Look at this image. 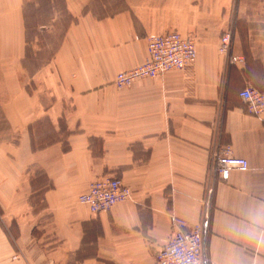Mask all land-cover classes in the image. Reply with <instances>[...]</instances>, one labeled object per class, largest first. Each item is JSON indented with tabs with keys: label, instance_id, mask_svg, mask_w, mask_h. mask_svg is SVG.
<instances>
[{
	"label": "crops",
	"instance_id": "0c3cea01",
	"mask_svg": "<svg viewBox=\"0 0 264 264\" xmlns=\"http://www.w3.org/2000/svg\"><path fill=\"white\" fill-rule=\"evenodd\" d=\"M31 1L0 0L1 221L18 227L0 226V264H158L173 218L193 227L207 210L211 262L264 264V112L239 96L264 94V0H106L100 11L99 0H63L73 21L29 90ZM170 31L195 40L193 66L117 89L116 75L147 59V37ZM227 33L235 62L218 51ZM43 120L58 138L39 148ZM226 149L249 170L221 179L213 157ZM32 168L46 177L41 212ZM104 176L133 198L93 214L78 199ZM42 212L50 234H34Z\"/></svg>",
	"mask_w": 264,
	"mask_h": 264
},
{
	"label": "built area",
	"instance_id": "2783aa9c",
	"mask_svg": "<svg viewBox=\"0 0 264 264\" xmlns=\"http://www.w3.org/2000/svg\"><path fill=\"white\" fill-rule=\"evenodd\" d=\"M225 41L228 42L226 39ZM148 59L141 65L116 77L119 82L122 77L134 73L137 78H158L173 70H183L193 64L197 56L195 41L179 33L152 35L148 39ZM138 75V76H137ZM240 97L253 114L264 111V94L252 87L244 89ZM215 169L223 179H228L231 170L246 171L248 161L230 156L229 149L221 155H215ZM132 193L122 180L116 178H101L92 184V192L82 196L94 214L110 210L116 203H122L131 198ZM207 208V204H206ZM208 209V208H207ZM209 212L204 215V222L193 227H186L182 220L173 218L177 230L169 242L160 248L155 259L158 264H215L205 255L207 223Z\"/></svg>",
	"mask_w": 264,
	"mask_h": 264
},
{
	"label": "rangeland",
	"instance_id": "374dc122",
	"mask_svg": "<svg viewBox=\"0 0 264 264\" xmlns=\"http://www.w3.org/2000/svg\"><path fill=\"white\" fill-rule=\"evenodd\" d=\"M104 2L106 3L107 1L99 0L98 7H97L99 11L101 10L100 8L104 4ZM115 2H117V0H115ZM116 5L117 3H115V6ZM107 7L109 8L110 11H112V8H113L112 6L108 5ZM72 21H73V17L65 10L63 0H33L31 2H27V5H26L27 52H26V58L24 62V68H23L21 79H22V82L27 86L29 90L36 89L37 86H42V83H39L40 81L39 78L37 79V81L31 80L38 72L45 73L46 71L52 70L51 66H52L53 58L61 43V40L64 36V33L67 27L72 23ZM171 32L179 33L177 31H170L166 33H171ZM166 33H163V34H166ZM152 35H162V34H152ZM150 36L147 37V42ZM225 39L229 41L228 44L225 41ZM232 43H233L232 34H228V33L225 34L220 40L218 51L221 55L229 58L231 62H235L238 60V58L235 57L232 53V49H233ZM195 45H196V42H195ZM196 53L198 56L197 45H196ZM148 57H149V51H148ZM186 69L187 68L183 70H186ZM129 70H126V71H129ZM183 70H175V71H183ZM116 77L114 79L113 84L119 90L129 89L133 87L137 82L148 79V78H137L134 73L129 74L125 77H122L119 82L115 81ZM35 82H37V84ZM36 130L39 133L37 135V139L35 142L36 147H39V148L43 147L47 143H50V141H54L58 138L56 134L51 133L52 131L50 129V124L47 120H43L41 123H39L38 126L36 127ZM40 133H42L43 137L41 136ZM64 134L65 133H63L62 135ZM221 154H223V152H218V153L216 152L214 156L221 155ZM31 174L36 176V178L39 181L38 183L42 185L46 184L45 179H40V176L43 175V173L39 169L32 168ZM103 178L119 179L117 177H110V176H104ZM95 181H93L89 185L87 192H85L83 195L79 197L78 202L80 204L87 206L86 204L82 203V198H83L82 196H86L92 192V184ZM129 189L131 190L132 196L125 202L131 201L133 198V191L130 187ZM42 200H43V196L39 191L36 193L35 198L31 200V206L33 207L34 205V207L32 208L34 211H38V212L42 211L41 209H43V206H44ZM125 202H122V203H125ZM117 204H120V203H116L115 205ZM2 213L3 212L0 208V226L1 227L4 226L8 234H18V227L16 224H14L13 221L4 219L3 222L5 223H2L1 221ZM102 213H105V212H102ZM50 232H51L50 217L47 213L43 214L42 212V215L39 218V221L37 223V228H35L34 234H45V233L50 234Z\"/></svg>",
	"mask_w": 264,
	"mask_h": 264
},
{
	"label": "bare ground",
	"instance_id": "6f19581e",
	"mask_svg": "<svg viewBox=\"0 0 264 264\" xmlns=\"http://www.w3.org/2000/svg\"><path fill=\"white\" fill-rule=\"evenodd\" d=\"M147 43H148V42H147ZM196 59H197V56H196V58H195L194 63L196 62ZM194 63H193V64H194ZM193 64H190V67L193 66ZM173 71H174V70H173ZM120 73H121V72H120ZM164 75H165V74H164ZM161 77H162V76H161ZM158 78H159V77H158ZM148 79H150V78H148ZM151 79H154V78H151ZM247 88H248V87H247ZM262 94H263V93H262ZM239 96H240V95H239ZM240 98H241V97H240ZM241 100H242V98H241ZM242 101H243V100H242ZM243 102H244V101H243ZM244 103H245V102H244ZM245 104H246V103H245ZM246 105H247V104H246ZM247 110H249V109H248V106H247ZM248 112H249L250 114H252V115H255V114L251 113L250 111H248ZM263 112H264V111H263ZM263 112H262V113H263ZM262 113H260V114H262ZM260 114H257V115H255V116H259ZM227 150H228V149H226L225 151H227ZM225 151H223V153H224ZM229 151H230V150H229ZM230 156H232V155H231V152H230ZM232 157H234V156H232ZM215 158H216V157L214 156V157H213L214 165H215V163H216V159H215ZM236 158H238V157H236ZM243 159H244V158H243ZM248 165H249V163H248ZM214 168H215V166H214ZM233 170H238V169H233ZM247 170H249V166H248V169H247ZM247 170H246V171H247ZM215 171H216V169H215ZM231 171H232V170H231ZM238 171H241V170H238ZM241 172H245V171H241ZM216 173H217V171H216ZM217 174H218V173H217ZM218 175H219V174H218ZM219 176H220V175H219ZM229 176H230V174H229ZM220 178H221V177H220ZM100 179H101V178H100ZM221 179H223V178H221ZM228 179H229V177H228ZM223 180H227V179H223ZM125 185H126V184H125ZM126 186H127V185H126ZM205 203H206V201H205ZM205 203H204V204H205ZM93 214H94V213H93ZM98 214H100V213H98Z\"/></svg>",
	"mask_w": 264,
	"mask_h": 264
},
{
	"label": "trees",
	"instance_id": "16d2710c",
	"mask_svg": "<svg viewBox=\"0 0 264 264\" xmlns=\"http://www.w3.org/2000/svg\"><path fill=\"white\" fill-rule=\"evenodd\" d=\"M40 179H45V180H46L45 175H44V174L41 175V176H40ZM38 182H39L38 179H37V180H33V188H34L35 194L32 196L31 200H32L33 198H35L36 193L38 192L37 188H40V187H41V184L38 183ZM44 186H45V184H44ZM47 188H48V187H47ZM36 190H37V192H36ZM32 205H33V204H32ZM33 207H34V205H33Z\"/></svg>",
	"mask_w": 264,
	"mask_h": 264
}]
</instances>
